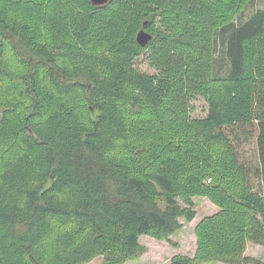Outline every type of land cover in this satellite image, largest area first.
Segmentation results:
<instances>
[{
  "label": "trees",
  "instance_id": "trees-1",
  "mask_svg": "<svg viewBox=\"0 0 264 264\" xmlns=\"http://www.w3.org/2000/svg\"><path fill=\"white\" fill-rule=\"evenodd\" d=\"M255 1L0 0V264H126L142 235L177 246L196 196L221 210L171 264H264L245 255L264 245V8L237 23ZM156 44L164 72L140 71ZM199 94L208 115L192 119ZM252 127L249 166L236 136Z\"/></svg>",
  "mask_w": 264,
  "mask_h": 264
},
{
  "label": "rangeland",
  "instance_id": "rangeland-1",
  "mask_svg": "<svg viewBox=\"0 0 264 264\" xmlns=\"http://www.w3.org/2000/svg\"><path fill=\"white\" fill-rule=\"evenodd\" d=\"M257 8H264V0H256L253 4H250L242 16L238 18L237 23L247 20L257 10ZM132 11V6H123L120 13H132ZM159 18L157 27L162 28L164 26L161 21L163 16L161 15ZM226 41V36L223 37L220 35L217 37L215 73L218 76L226 75L229 71V61L225 57ZM160 46V44H156L154 46L147 47L146 51L137 58L136 67L140 71L147 72L149 74H162L164 72L163 64L167 61V54L169 51L159 53L157 55L156 48ZM187 101V110L190 118L198 119L204 118L208 115L209 105L202 94L193 96L189 100L187 99ZM256 138L257 130H255L254 127H252L248 133L240 132L236 136L239 156L245 165L252 166L259 163ZM208 182L210 181L208 180ZM252 182L255 183L256 187H258L259 179L257 177H252ZM194 200L196 202L197 213L201 217L200 220L212 214L214 210L211 207L213 206L216 209H219V211L221 210V207L212 202L207 196H196ZM196 224L193 225L192 222L185 223L183 228L171 237L173 242L179 246H175L167 240H159L149 235H142L141 243L147 247V251L137 258L130 259L126 264H171V258L174 257L175 254L180 255L176 253L177 250L185 249L188 254H192L195 246L198 247L195 226L199 223L197 225ZM246 247L245 255L247 257L264 261V245L249 241ZM85 264H104V256H97ZM202 264L231 263H225L223 261H210Z\"/></svg>",
  "mask_w": 264,
  "mask_h": 264
},
{
  "label": "water",
  "instance_id": "water-1",
  "mask_svg": "<svg viewBox=\"0 0 264 264\" xmlns=\"http://www.w3.org/2000/svg\"><path fill=\"white\" fill-rule=\"evenodd\" d=\"M96 5H102L107 3L109 0H92ZM152 33L146 29H141L137 34V40L142 46H146L152 40Z\"/></svg>",
  "mask_w": 264,
  "mask_h": 264
},
{
  "label": "crops",
  "instance_id": "crops-1",
  "mask_svg": "<svg viewBox=\"0 0 264 264\" xmlns=\"http://www.w3.org/2000/svg\"><path fill=\"white\" fill-rule=\"evenodd\" d=\"M214 211L212 212V214H210V215H213V213H216V212H218L219 211V209H216L214 206L213 207H211ZM209 212H211V211H209ZM200 216L198 215V213H197V215H196V217H195V219L193 220V221H191L192 223H193V225L194 224H196L199 220H200ZM201 221V220H200ZM199 221V222H200ZM198 222V223H199ZM197 223V224H198ZM196 224V225H197ZM196 227V226H195ZM142 237V236H141ZM141 237H140V240H141ZM177 246H179V245H177ZM196 251H197V247L195 246V249L193 250V252H192V254H188V252H186V250L185 249H182V250H177L176 251V253H178V254H181V255H187V256H190V257H194V255L196 254ZM174 255V254H173ZM175 255H177V254H175ZM174 255V256H175Z\"/></svg>",
  "mask_w": 264,
  "mask_h": 264
}]
</instances>
